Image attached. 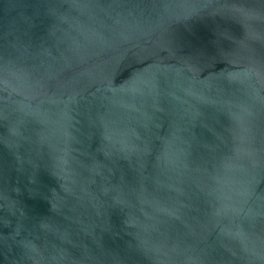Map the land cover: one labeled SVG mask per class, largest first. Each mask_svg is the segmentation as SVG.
<instances>
[{
	"label": "water",
	"instance_id": "water-1",
	"mask_svg": "<svg viewBox=\"0 0 264 264\" xmlns=\"http://www.w3.org/2000/svg\"><path fill=\"white\" fill-rule=\"evenodd\" d=\"M0 264H264V0H0Z\"/></svg>",
	"mask_w": 264,
	"mask_h": 264
}]
</instances>
